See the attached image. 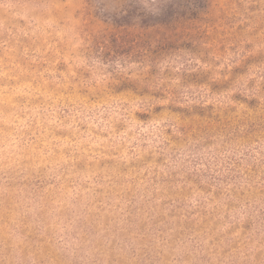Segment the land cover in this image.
<instances>
[{
    "label": "rangeland",
    "instance_id": "rangeland-1",
    "mask_svg": "<svg viewBox=\"0 0 264 264\" xmlns=\"http://www.w3.org/2000/svg\"><path fill=\"white\" fill-rule=\"evenodd\" d=\"M0 264H264V0H0Z\"/></svg>",
    "mask_w": 264,
    "mask_h": 264
},
{
    "label": "trees",
    "instance_id": "trees-1",
    "mask_svg": "<svg viewBox=\"0 0 264 264\" xmlns=\"http://www.w3.org/2000/svg\"><path fill=\"white\" fill-rule=\"evenodd\" d=\"M179 2H180V5L181 4H185L187 7H188V9H191V8H194V7H196V4L197 3H200L202 0H178ZM204 1V0H203ZM206 1V0H205ZM167 11H162V15H160V16H158V17H151V16H149V15H147L146 13H144L140 8H138V10H137V14H135L136 16H137V18H140V20L142 19V20H145V19H147V18H151V19H154V21H155V25H158V26H161V25H163V24H161L160 22H158L159 20H160V18H161V16H165V13H166ZM171 39V38H170Z\"/></svg>",
    "mask_w": 264,
    "mask_h": 264
},
{
    "label": "clouds",
    "instance_id": "clouds-1",
    "mask_svg": "<svg viewBox=\"0 0 264 264\" xmlns=\"http://www.w3.org/2000/svg\"><path fill=\"white\" fill-rule=\"evenodd\" d=\"M162 3H163V0H162Z\"/></svg>",
    "mask_w": 264,
    "mask_h": 264
}]
</instances>
